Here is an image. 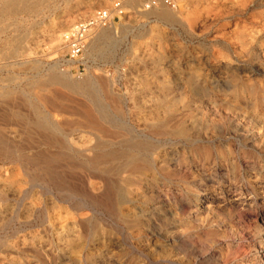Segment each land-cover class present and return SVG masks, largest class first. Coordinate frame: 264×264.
Returning <instances> with one entry per match:
<instances>
[{"label": "rangeland", "instance_id": "obj_1", "mask_svg": "<svg viewBox=\"0 0 264 264\" xmlns=\"http://www.w3.org/2000/svg\"><path fill=\"white\" fill-rule=\"evenodd\" d=\"M12 1L0 0V263L264 264V0L159 4L181 22L147 0ZM115 3L125 17L78 71L63 35ZM89 66L93 88L51 83L81 89ZM100 154L117 158L97 170Z\"/></svg>", "mask_w": 264, "mask_h": 264}, {"label": "bare ground", "instance_id": "obj_2", "mask_svg": "<svg viewBox=\"0 0 264 264\" xmlns=\"http://www.w3.org/2000/svg\"><path fill=\"white\" fill-rule=\"evenodd\" d=\"M136 1H139V0H136ZM141 1V0H140ZM210 1V0H209ZM129 2V1H128ZM213 2V1H212ZM22 6H24V7H26L27 5H26V2H25V0H13L12 2H10V3H8V4H6L5 5V8L7 9V11H11L14 7H22ZM1 7V6H0ZM144 9V8H143ZM158 9L159 8H154L153 9V11H151V15H153V16H158V17H160V18H162V19H164V20H166V21H168V22H172V21H182V17H181V14H179L178 13V11L177 10H167V11H161L160 12V10L158 11ZM211 10V9H210ZM247 10V9H246ZM212 11V10H211ZM202 16V15H201ZM113 26V25H112ZM112 26H110V27H112ZM110 27H108L109 29H107V28H105L106 30H104V31H102L101 32V35L99 34V36H97V37H95L94 39H93V41L91 42V44L89 45V47H88V49H87V57H88V61L90 62V61H94V59H95V56H96V54H97V45L98 44H100L103 40V38H109V37H111V35L113 34V32H115V29L114 28H110ZM259 31V30H258ZM100 32V31H99ZM98 34V33H97ZM251 34V33H250ZM252 36V35H251ZM261 36V35H260ZM256 38H258V37H256ZM249 39V38H248ZM250 41V40H249ZM256 42V41H255ZM252 43V42H251ZM102 44V43H101ZM100 44V45H101ZM250 44V43H249ZM231 47H232V45H231ZM237 47V46H236ZM63 49V48H62ZM105 49V48H104ZM239 50V49H238ZM86 51V50H85ZM101 53V52H100ZM240 53V52H239ZM84 55H85V52H84ZM105 55V54H104ZM236 58V57H235ZM264 60V59H263ZM71 62V61H70ZM232 62V61H231ZM237 63H238V61H237ZM71 64H73L72 62H71ZM83 64H84V66H86L87 67V70H88V64H87V62L85 61V58H84V56H83ZM222 64V63H221ZM235 64V63H234ZM165 68V67H164ZM91 67L89 66V73L87 74V77L85 78V81H84V83H85V85H83L82 84V87H81V89H80V86L81 85H79L80 83H79V81H78V83L79 84H77L76 83V81L74 80V78L73 77H71L70 75H67V74H64V75H62V76H64L65 78H64V80L62 79V78H54V79H52L51 80V83H53V84H55V83H57V84H59V85H62V86H66V88L67 89H69L70 91H72V92H78L79 90H80V92L83 90V89H86L85 87H90V88H93V86H95L96 85V79H95V74H93L92 72H91ZM221 69V68H220ZM223 69V68H222ZM212 70V69H211ZM104 75V74H103ZM82 76H84V75H81L80 77H82ZM106 83V82H105ZM105 88H107V87H104L103 89H105ZM94 90V89H93ZM85 91L86 90H84V93H85ZM91 91H92V89H91ZM101 91V90H100ZM107 91V90H106ZM98 92V91H97ZM96 92V93H97ZM94 93V92H93ZM92 93V94H93ZM95 93V94H96ZM99 93V92H98ZM82 94V93H81ZM86 95V94H85ZM84 95V96H85ZM144 95V94H143ZM124 96V95H123ZM96 99V98H95ZM101 99V98H100ZM100 99H99V101H100ZM35 101V100H34ZM71 101V100H70ZM74 101L76 102V100L74 99ZM73 102V101H72ZM96 102H97V100H96ZM101 102V101H100ZM126 102H127V100H126ZM99 104V103H98ZM101 104V103H100ZM99 104V105H100ZM98 105V106H99ZM102 105H104V103L102 104ZM54 106V105H53ZM84 106H86V105H84ZM97 106V107H98ZM103 107V106H102ZM154 107V106H153ZM104 108H106L105 106H104ZM87 109V108H86ZM85 109V110H86ZM107 109V108H106ZM103 110V108L100 110V111H102ZM76 111V110H75ZM99 111V112H100ZM107 111V110H106ZM154 111H156V110H154ZM263 113V112H262ZM48 114V113H47ZM82 115H84V114H82ZM81 115V116H82ZM106 115V114H105ZM95 116V115H94ZM93 115H92V113H91V111H89V110H86L85 111V119H86V122L89 124V125H91L90 127L92 128V129H94L96 132H102V130H101V125L98 123V120L94 117ZM102 116H104V115H102ZM156 116V115H155ZM217 116V115H216ZM113 117V116H112ZM115 118H116V120H118L117 119V117L116 116H114ZM83 118V117H82ZM110 120V119H109ZM115 120V121H116ZM83 121V120H82ZM121 121V120H120ZM125 121V120H124ZM122 123V122H121ZM120 123V124H121ZM51 124V123H50ZM110 124V123H109ZM113 124L115 125V123H114V121H113ZM77 126H79L80 127V125H77ZM122 127H124L123 125H122ZM104 128V127H103ZM83 129V128H82ZM105 129V128H104ZM52 130H53V132H55V133H58L59 132V127L58 126H56V125H53V128H52ZM88 130V129H87ZM62 131V130H61ZM95 131H93V132H95ZM88 132V131H87ZM106 132V131H105ZM104 134V133H103ZM107 134H108V132H107ZM96 135H97V133H96ZM120 135V134H119ZM98 136V135H97ZM111 136V135H110ZM92 137V136H91ZM110 139V138H109ZM140 139V138H139ZM61 140V139H60ZM89 140V139H88ZM104 140V139H103ZM136 140V139H135ZM65 141V140H64ZM66 141H67V139H66ZM83 141V140H82ZM113 141V140H112ZM49 142H50V140H49ZM67 143V142H66ZM82 143V142H81ZM61 144V143H60ZM120 144V143H119ZM62 146V145H61ZM100 146V145H99ZM99 146H97V147H95V148H98ZM113 146V145H112ZM63 148H64V146H63ZM67 149H68V147H66ZM102 147H99L98 149H101ZM66 151H68V150H66ZM94 151V150H93ZM115 151V150H114ZM83 152V151H82ZM81 152V153H82ZM143 154H145V153H143ZM73 155V154H72ZM180 157V156H179ZM115 158H117V156H115V155H113V154H106V155H96L92 160L90 159V164H92L94 167H96V169L98 170V168H100V166H102L104 163H107L109 160H112V159H115ZM129 159V158H128ZM131 159V158H130ZM133 160H135L134 158H132ZM140 159H141V156H140ZM144 159V158H143ZM143 159H141V160H143ZM133 160H126V165H124L125 167H131V166H133L132 164H133ZM145 160V159H144ZM143 163V162H142ZM144 164H146V163H144ZM147 165V164H146ZM114 166V165H113ZM145 166V165H144ZM153 169V168H152ZM131 177H133V176H131ZM130 177V178H131ZM134 177H137V179L135 178V180L133 179L132 181H137V182H139L141 179L139 178V176H134ZM127 178V177H126ZM45 179V178H44ZM43 179V180H44ZM54 181H56V179L54 178L53 179ZM35 183H37V182H35ZM100 183V182H99ZM38 184V183H37ZM36 184V185H37ZM43 185V184H42ZM45 185V184H44ZM113 185V184H112ZM114 186V185H113ZM41 187V186H40ZM24 188V187H23ZM42 188H45V187H42ZM20 189V188H19ZM42 190V189H41ZM46 193H48L50 196H52L54 199V202H58L59 201V199L57 200V197H55V195H54V191L53 190H50L48 187H46ZM124 191V190H123ZM238 191V190H237ZM29 193V192H28ZM259 193V192H258ZM44 194V193H43ZM17 195V194H16ZM23 195H24V193H23ZM48 195V196H49ZM57 195V194H56ZM60 195V194H59ZM64 195V194H63ZM62 195V196H63ZM70 195V194H69ZM66 196V195H65ZM72 196V195H71ZM126 196V195H125ZM2 197V196H1ZM24 197V196H23ZM29 197V196H28ZM76 197V196H75ZM197 197V196H196ZM4 198V197H3ZM21 198V197H20ZM19 198V199H20ZM44 198V197H43ZM68 198H69V196L66 198L67 200H68ZM78 198V197H77ZM231 198V197H230ZM42 199V198H41ZM80 199V198H79ZM235 199V198H234ZM3 200V199H2ZM6 200V199H5ZM70 200H71V198H70ZM233 200V199H232ZM250 200V199H249ZM38 201V200H37ZM65 201V200H64ZM234 201V200H233ZM3 202H5L4 200H3ZM9 202V201H8ZM13 202V201H12ZM25 202V201H24ZM48 202V201H47ZM69 202V201H68ZM67 202V203H68ZM86 202V201H85ZM210 202V201H209ZM235 202H237V201H235ZM251 202V201H250ZM38 203V202H37ZM44 203V202H43ZM72 203V202H71ZM3 204V203H2ZM12 204H14V203H12ZM61 204V203H60ZM70 204V203H69ZM49 205H51V204H49ZM66 205V204H65ZM71 205V204H70ZM69 205V206H70ZM52 206V205H51ZM77 206H80V205H77ZM75 207V206H74ZM73 207V208H74ZM81 207V206H80ZM108 207V206H107ZM17 208V207H16ZM15 208V209H16ZM29 208V207H28ZM44 208V207H43ZM71 208V207H70ZM72 208V209H73ZM83 208V207H82ZM40 209H42V207L40 208ZM66 209V208H65ZM28 210V209H27ZM75 210H77V209H75ZM80 210V209H79ZM93 210V209H92ZM17 211V210H16ZM45 211V210H44ZM43 211V212H44ZM72 211V210H71ZM41 212V211H40ZM72 212H75V211H72ZM22 213V212H21ZM36 213V212H35ZM39 213V212H38ZM37 213V214H38ZM77 213H78V211H77ZM4 214V213H3ZM16 215H17V213H15ZM14 214V215H15ZM59 214V213H58ZM24 215V214H23ZM45 215V214H44ZM22 216V215H21ZM40 216V215H39ZM56 216V215H55ZM46 218V217H45ZM2 219V218H1ZM0 219V220H1ZM6 220V219H5ZM15 220V219H14ZM46 220V219H45ZM82 220L83 219H75L74 220V225L75 226H81L82 225ZM9 221V220H8ZM68 221H69V219H68ZM71 221V220H70ZM44 222V221H43ZM5 223V222H4ZM46 224V223H45ZM44 224V225H45ZM71 223H69V225H70ZM4 225V224H3ZM42 225H43V223H42ZM46 226V225H45ZM48 226V225H47ZM61 226V225H60ZM3 227V226H2ZM57 227H59V225H57ZM71 227H72V225H71ZM50 228V227H49ZM56 229V228H55ZM20 230V229H19ZM58 230H63V227H60V228H58ZM68 234V233H67ZM51 235V234H50ZM76 235V234H75ZM28 236V235H27ZM26 236V237H27ZM38 236V235H37ZM23 237V236H22ZM65 237V236H64ZM72 237V236H71ZM75 237V236H74ZM25 238V237H24ZM28 238V237H27ZM63 238V237H62ZM5 239V238H4ZM16 239V238H15ZM23 239V238H22ZM28 239H30V238H28ZM56 240V239H55ZM14 241V240H13ZM12 241V242H13ZM57 241V240H56ZM17 245H19V243H16ZM23 244V243H22ZM41 245H43V244H41ZM87 246V245H86ZM44 248V247H43ZM42 248V249H43ZM4 249V248H3ZM85 249H86V247H85ZM12 250V249H11ZM15 251V250H14ZM17 254V253H16ZM8 255V254H7ZM6 255V256H7ZM8 257V256H7ZM10 257V256H9ZM82 259V258H81ZM83 260V259H82ZM2 262V261H1ZM10 262V261H9ZM18 262V261H17ZM15 263V262H14ZM0 264H2V263H0ZM29 264V263H28Z\"/></svg>", "mask_w": 264, "mask_h": 264}, {"label": "built area", "instance_id": "obj_3", "mask_svg": "<svg viewBox=\"0 0 264 264\" xmlns=\"http://www.w3.org/2000/svg\"><path fill=\"white\" fill-rule=\"evenodd\" d=\"M160 3L175 8L173 0H147L145 10L157 8ZM125 10L120 3H115L110 10L96 11L90 18L81 20L63 35V44L67 49L69 61L78 71L84 68L83 56L90 40L101 30L114 24L116 20L125 17Z\"/></svg>", "mask_w": 264, "mask_h": 264}]
</instances>
